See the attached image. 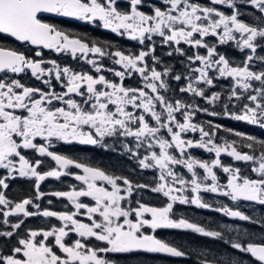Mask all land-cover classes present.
I'll use <instances>...</instances> for the list:
<instances>
[{
	"label": "snow or ice",
	"instance_id": "obj_1",
	"mask_svg": "<svg viewBox=\"0 0 264 264\" xmlns=\"http://www.w3.org/2000/svg\"><path fill=\"white\" fill-rule=\"evenodd\" d=\"M144 3L145 0H127V8L122 10L118 0H0V34L34 46V57H42L43 49L52 50L83 59L96 73L75 71L56 60L36 59L24 51L0 47V74H3L0 75V169L6 171L0 177V216L2 223L10 228L0 230V240L7 247L17 237L16 244L7 253L0 249V264H113L106 254L141 250L184 257L185 251L158 239L155 231L189 230L213 239L224 237L220 231L207 230L184 217L173 218L174 205L211 209L212 205L201 197L202 192L218 194L233 202L264 205V140L234 132L235 136L249 141L244 147L251 151L243 152L236 141L216 142L220 125L208 121L206 130L203 124L194 122L196 114L203 112L209 116L222 114L264 128V55H257L258 49L264 51V0H209L207 4L197 0H162V5H153L150 12L142 10ZM238 5L256 10L259 13L256 20L249 23L241 19L244 13ZM219 6L230 10V14ZM41 13L90 24L99 21L104 29L138 42L141 48L132 53L119 48L111 50L110 44L89 43L43 22ZM154 36L161 38L162 46L170 48L166 55L176 53L185 57L187 74L162 66L161 58L156 55ZM210 37L215 38V43ZM229 43H234L242 53L247 50L240 64H234L218 50L219 46ZM181 44L192 49V54L181 48ZM199 49L205 53L201 54ZM104 58L119 68H106L102 63ZM257 61L259 70L254 68ZM104 72H111L118 80L108 79ZM27 73L46 88L26 86L14 78ZM133 75L140 78L139 87L125 85V79ZM218 78H230L233 82L223 113L166 95L171 90L170 79L185 80L180 93L214 106L223 97L219 92L209 94L208 90L215 87L214 81ZM53 80L62 91H56ZM254 82L260 86L255 87ZM235 101L247 102L239 110L231 111L230 108H236ZM188 132L199 133V139L188 138ZM106 137L134 138L135 146L124 144L125 150L138 160L142 169L160 172L155 187L143 184L135 187H150L152 192L162 194L168 200L164 207L138 202V207L126 208L123 202L133 192L127 178L109 175L100 168L50 150L54 140L108 148L104 143ZM257 145L259 155L255 151ZM141 148L147 150L144 155L140 154ZM196 148L213 153L214 159H196L189 151ZM26 150L50 158L56 167L41 171L44 161L30 160ZM222 154L235 161L252 162L256 178L243 176L239 168L224 165L220 159ZM177 166L186 168L191 177L178 174ZM70 167L81 169L83 174L68 172ZM217 168L228 175L226 184L219 182ZM197 169L203 170V176ZM67 175H74L82 187L51 193L41 191V183L46 179L59 180ZM17 177L34 179V198L14 202L6 197L3 190L9 188L7 180ZM46 195L67 199L74 210L41 209L36 201ZM81 198H90L93 203L86 204ZM29 206L36 211H29ZM214 210L264 226V220H254L239 208L224 205ZM11 216L56 218L61 224L49 229H30L26 236L20 237L18 230L24 220L12 223ZM79 216L86 217L88 222L78 219ZM145 228L153 234L146 233ZM70 233L79 238L68 243L66 238ZM91 239L104 246L90 245L87 241ZM225 243L248 255L254 264H264V238L260 242L250 238L246 243L240 239ZM202 264L214 262L205 258ZM221 264L245 262L229 257Z\"/></svg>",
	"mask_w": 264,
	"mask_h": 264
},
{
	"label": "flooded vegetation",
	"instance_id": "obj_2",
	"mask_svg": "<svg viewBox=\"0 0 264 264\" xmlns=\"http://www.w3.org/2000/svg\"><path fill=\"white\" fill-rule=\"evenodd\" d=\"M197 2L207 4L209 3V0H197ZM118 3L122 10L127 8V0H118ZM153 5L161 6L162 0H145L142 10L145 12H150ZM219 7H221V10L230 14V10L224 6ZM238 7H240L241 11L244 13L241 19L247 21L248 19L245 18V9L247 7L245 5H238ZM40 18L43 22L53 24L57 28L62 29L70 35L77 38H83L89 43L97 42L100 45L110 44L112 45L111 50L119 48L125 52L136 53L141 48L138 42L129 40L126 37L118 36L115 33H112L110 30L104 29L99 21H97L95 24H90L85 21H79L74 18L60 17L51 13H41ZM153 39L156 41V55L161 58L162 66H171L175 72L187 74L185 67V57H182L176 53H174L172 56L166 55V53L170 51V48L160 44V37L154 36ZM208 39L215 43V38L210 37ZM0 47L24 51L27 55L34 57V46L22 44L21 42L16 41L13 37L7 36L5 34H0ZM180 47L184 48L189 55L192 54L193 50L187 45L181 44ZM218 50L222 54H225L234 64H240L246 55V50L244 53L240 52L234 43L221 45L219 46ZM42 51V57L34 58H42L45 61L56 60L61 64V66L67 65L75 71L89 72L93 75H96L91 65L87 64L83 59H73L70 55L57 54L54 51L48 49H43ZM231 51L234 53L233 57L238 59H231ZM199 52L204 54L205 50L199 49ZM102 63L106 68H119V66L114 65L112 60L108 58H104ZM149 64H151L150 60ZM45 66L48 67L50 65ZM254 67H256V70H259L260 68V66L256 64ZM103 74L110 80H118V78L113 76L111 72H104ZM14 78L20 79L21 82L26 86L46 88V86L42 84L41 81L31 77L30 73L21 74ZM124 83L126 86L131 87H139L141 85L140 78L136 75L125 79ZM185 83V80L177 82L170 79L169 84L171 90L166 93V95L173 97L174 99H182L188 103L199 104L203 108H208L209 111L215 110L218 113H223L224 103L227 102V97L231 88L233 87V82L230 78L216 79L214 81L215 87L208 90L209 94L212 92H219L223 97V100L214 106L206 104L200 98H193L190 94L180 93L179 88L184 86ZM53 84L55 85L56 91H62L59 84H56L54 80ZM254 86L259 87L260 85L259 83L254 82ZM245 102L246 101H235L236 108H230V110H239L240 105ZM177 118L182 119L180 116ZM208 121H211L215 125L221 126V128L216 132L215 136V140L219 144H223L225 141H236V146L241 151L250 152V149L244 147V145L249 141L242 140L241 137L235 136L234 132H240L246 136H253L258 141L264 140V128H260L258 125L247 124L245 121H237L222 114L218 116H209L206 113L198 112L195 116L194 122L203 124L207 130L209 127ZM227 129H231L233 131L230 132L227 131ZM186 136L192 139H199V133L188 132ZM37 142L40 141L38 140ZM104 143L109 145V147L104 148L100 146L81 145L75 142L72 144H66L62 141L54 140V147H52L50 150L58 154L68 156L69 158L77 160L78 162L88 166L100 168L109 175L127 178L133 185V192L132 195L123 202L124 207H131L134 209L138 207V202L151 207H164L168 203L167 198L160 193H155L150 190V187H155L156 184L159 183V170L142 169L139 166L138 160L128 153L124 148V144H129L130 146L134 147L136 143L134 138L106 137ZM146 151L147 150L145 148H141L140 154L144 155ZM189 151L190 154L196 159L208 161L214 159L213 153H208L202 149L196 148L190 149ZM255 151L256 154L259 155V145L256 146ZM25 154L30 160L41 159L44 161L40 169L41 171H47L56 167L55 162H53L48 157H39L36 155V153L30 150H26ZM220 159L226 166L230 165L234 168H239L241 175L256 178V173L252 171V168L254 167L252 162L235 161L232 157L226 154H222ZM67 171L72 174H83L81 169H77L75 167H70ZM176 171L185 178L191 177V173H189L187 169L182 166H177ZM215 171L217 173L219 182L221 184H226L228 175L219 168L215 169ZM197 172L203 176L202 169H197ZM5 175L6 171L0 169V177ZM7 183L9 184V188L3 191L9 200L18 202L27 197H35L34 179L17 177L16 179H8ZM118 183L122 185V181H118ZM141 184L149 185L150 187H135L136 185ZM73 187H76L77 189L82 187L81 182L74 179V175L62 176L59 180L48 178L41 183V191L45 193H51L53 191H70ZM188 194L191 195L190 192ZM200 195L203 200L212 205L211 209L197 208L193 205L176 204L173 208V218L178 219L180 217H184L190 222L197 223L200 226L205 227L207 230L220 231L224 239L205 237L189 230L157 229L154 235L158 239H161L171 245H175V247L185 251L187 255L184 257H172L163 253H150L141 250L128 253H108L106 254V258L111 260L113 264H159L165 259H170L171 261L174 260L176 264H202V261L205 258L212 260L214 264H221L222 261L228 259L229 257L235 260L251 261V258L248 255L232 249L228 243H225V241L230 239H240L242 242L246 243L251 238L256 242H260V240L264 238V226L248 221H241L238 218L225 216L223 213L217 212L214 209L226 205L233 209L239 208V210H241L244 214L251 216L254 220H264V205L249 201L233 202L230 200V198L213 193L202 192ZM49 200L52 201L51 204L48 203ZM81 200L86 204L93 203L90 198H81ZM36 202L40 204L41 209L47 208L57 212L74 210L73 206L67 199L56 198L51 195H46L43 200ZM29 211H36V209L29 206ZM77 218L83 220L85 217L79 216ZM132 218L135 219L134 214ZM18 219L24 220L23 225L18 230L20 237L26 236L28 230L30 229H49L52 226L59 227L61 224V222L56 218H45L42 216H32L27 218L22 216L9 217V221L12 223L16 222ZM0 230H10L7 225L2 223V216H0ZM144 231L146 233L153 234L152 230L149 228H145ZM246 234H251V236ZM173 237H175L174 244L169 241L173 240ZM78 238L79 237H77L74 233H70L69 237L66 238V241L71 243L73 240ZM16 239L17 237H13L11 239L12 246L16 244ZM49 243H52L51 239ZM87 243L92 246L97 244H99L101 247L104 246L101 242L95 241L94 239L87 241ZM54 250L58 252V249ZM7 252L8 251L5 250V253Z\"/></svg>",
	"mask_w": 264,
	"mask_h": 264
},
{
	"label": "rangeland",
	"instance_id": "obj_3",
	"mask_svg": "<svg viewBox=\"0 0 264 264\" xmlns=\"http://www.w3.org/2000/svg\"><path fill=\"white\" fill-rule=\"evenodd\" d=\"M246 6V5H245ZM247 8H251L250 6H246ZM247 8L245 9L246 11H245V18L246 19H248L246 22H249V23H251V22H253V21H255L256 20V18H257V16L259 15L258 13H255V10L254 9H252L253 11H250V10H247ZM246 54H247V50H246ZM257 55H264V51H262V50H260V49H258L257 50ZM256 65H259L260 66V62L259 61H257L256 63H255ZM254 68H256V67H254ZM257 83H259V82H257ZM247 102V101H246ZM247 124H249V123H247ZM83 221L85 222V223H87L88 221H87V219H86V217L83 219ZM244 261V260H243ZM245 262V264H254L253 262H251L250 260H246V261H244Z\"/></svg>",
	"mask_w": 264,
	"mask_h": 264
},
{
	"label": "trees",
	"instance_id": "obj_4",
	"mask_svg": "<svg viewBox=\"0 0 264 264\" xmlns=\"http://www.w3.org/2000/svg\"><path fill=\"white\" fill-rule=\"evenodd\" d=\"M247 10L253 11L251 8H247ZM255 13H258V12L255 10ZM231 53H232L231 59H238V58H234L233 57V54H234L233 51H231ZM169 241L174 244L175 237H173V240H169ZM11 243H12V241L8 242V246L7 247H4V241L3 240H0V249H2L4 252H5V250L6 251H9V249L12 247ZM173 246H175V245H173ZM163 262L162 263H159V264H176V262L174 260L171 261L170 259H165Z\"/></svg>",
	"mask_w": 264,
	"mask_h": 264
}]
</instances>
